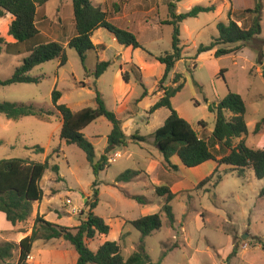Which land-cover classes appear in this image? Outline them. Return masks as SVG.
Returning a JSON list of instances; mask_svg holds the SVG:
<instances>
[{"label": "rangeland", "instance_id": "obj_1", "mask_svg": "<svg viewBox=\"0 0 264 264\" xmlns=\"http://www.w3.org/2000/svg\"><path fill=\"white\" fill-rule=\"evenodd\" d=\"M120 1L123 3V0ZM172 1L175 0H160L159 13L154 12L150 16L159 15L161 19L164 18ZM262 3V33L236 55L217 58L208 53L194 59L197 47L201 43H210L214 36L218 35L217 23L229 22V11L232 12V19L237 20L240 25L248 26L252 14L247 8L248 5L254 8L255 0H212L211 4L217 9V14L213 11L205 12L198 17L186 19L181 26L183 59L176 63L174 71L169 74L164 84L175 86V74L183 75L180 82L185 80V85L182 91L172 98L173 107L207 140L211 137L217 117L216 112L210 110V105L219 102L229 91L239 93L244 98L247 104L246 118L251 130L264 118V66L258 63L260 52L255 48L262 39L264 40V0ZM178 5L181 13L192 8L190 0L178 2ZM61 9L65 17L74 18L72 0H53L48 5L50 15L60 14ZM111 11L116 12L114 7ZM4 22V18L0 19V28ZM135 29L145 49H139L135 54L125 53V57L132 58L127 62L139 67L141 63L145 65V69L141 67L140 71L142 79L146 89L153 92L159 88V77L164 75L165 66L150 53L159 56L171 51L174 29L167 24L160 27L139 23ZM95 38L108 46L106 52H103L105 47L100 46V58H97L94 51H88L84 66L78 52L74 48L66 47L68 62L65 66L60 67L59 60H52L31 71L32 76L41 77L39 83L0 86V102L27 103L37 97L40 103L50 108L52 92L57 88L63 94L61 103L79 111L85 107L97 106L98 90L102 92L107 106L115 111L112 95L114 72L119 67V60L115 56L119 46L113 41V34L105 28H101L99 37ZM5 51L0 54L1 80L9 78L28 56L26 52L15 55ZM262 51L264 53V44ZM98 59L111 62L101 83H98L93 75ZM222 69L226 70L225 78L220 75ZM125 71L130 72L135 88L134 97L142 101H137L130 107L135 112L131 133L136 134L138 139H133L131 135L126 146L111 152L110 159L115 158L118 151L121 155L115 161H109L108 167L97 175L84 151L61 139L62 124L61 119L57 117L50 120L31 118L22 123L13 121L11 128H3L0 137L8 139L14 146L0 145V160L24 158L44 162L51 156L50 166L58 164L60 172L58 174L52 168L46 171L41 181V187L46 194L37 211L39 212L40 207L43 209L50 204L49 213L52 214L48 215L47 220L61 225H78L81 218H86L89 208L85 206V201L93 200L94 190L98 188L99 205L95 212L107 220L111 231L107 235H98L94 240H88L89 247L94 251L105 241H118L124 257H129L138 250L142 234L127 221L160 213L163 226L145 238L146 250L153 262L162 260L160 264H264V196H260L264 180L258 179L248 168L244 171H234L223 165L219 171L223 179L217 187L214 183L217 182L219 174L199 189L200 180L209 175L216 164L211 161L208 165H203L202 169L183 166L178 170L164 161V156L155 145L152 135L164 125L170 110L161 108L150 113L153 96L142 97L145 89L137 78L140 72L134 65H128ZM119 91L123 94L121 88ZM227 113L230 117L229 111ZM119 117L125 118L124 114H119ZM6 120L0 113V121ZM200 121H204L206 125H201ZM111 130V122L101 117L83 131L95 146L97 160L104 152ZM126 130L130 131V127H126ZM258 134L253 131L247 138L253 141ZM140 137L146 139L142 141ZM238 142L236 139L235 144ZM33 143H37L45 151L28 149ZM217 148L220 150L219 157L229 152L219 145ZM161 159L164 161V168L160 165L156 168L154 162ZM128 170L139 171V176L131 181H118L119 176ZM95 181L97 186L93 184ZM163 185L176 190L182 189L171 201L176 218L174 225L162 211L166 195L159 196L156 192V187ZM51 191L52 195H56L50 196ZM132 195L144 196L146 202L141 203L132 198ZM55 207L64 214H68L66 210L72 212L73 208H77V214L70 213V216L68 214L60 220L54 213ZM75 211L76 209L73 212ZM122 235H125L123 239ZM235 245L238 246V253L229 257ZM164 253L166 256L162 259Z\"/></svg>", "mask_w": 264, "mask_h": 264}, {"label": "trees", "instance_id": "obj_2", "mask_svg": "<svg viewBox=\"0 0 264 264\" xmlns=\"http://www.w3.org/2000/svg\"><path fill=\"white\" fill-rule=\"evenodd\" d=\"M49 1L51 0H0V19L6 17L7 14L13 16V20L9 24L8 35L15 39V42H9L0 35V54L5 50L7 53L15 55L29 53L9 78L0 79V86L39 83L41 77L30 74L35 67L52 60H59L60 67L67 64L68 55L62 42L51 41L36 46H26L27 42L39 33L36 21L38 7ZM175 1L169 3V18L162 22V24L173 26L172 50L155 56L160 63L165 65V73L159 80V88L163 91V95L150 108V113L161 108H168L170 114L164 125L152 135L154 143L163 154L166 163L170 165H173L171 162L173 156H178L182 164L189 168H196L211 160L217 162L216 169L199 182V189L210 183L213 177L219 174L220 166L223 165L234 171H244L248 168L254 171L258 179L264 180V148L249 147L245 140V136L249 134V127L246 120L247 104L242 95L229 91L219 102L210 105V110L216 112L217 117L209 140L201 137L192 124L173 107L172 98L182 91L185 80L180 82L183 75L176 73L174 76L175 86H166L164 83L176 63L183 59L184 45L181 39V24L188 18L198 17L201 13L216 10L214 5H196L187 12L177 13V2ZM72 5L76 35L68 41L67 47L74 48L78 52L84 66L87 52L96 48L92 37L94 32L100 28L110 31L121 45L132 46L134 49H145L134 32L120 28L111 22L108 11L101 5L93 3L92 0H72ZM115 6L120 10V4ZM247 11L252 14L248 26L240 25L237 20L232 19V12L229 11V22L217 24L218 35L208 44L201 43L197 47L194 59L196 60L202 53L214 49L217 58L237 54L246 47L247 43L257 39L262 33V0H255L254 8L248 5ZM263 44L264 40L262 39L260 44L255 47L260 52L258 63L261 65L264 63ZM150 54L154 56L152 53ZM110 65V61L99 60L93 75L98 79ZM134 66L139 72L141 71L139 66ZM225 72V69L220 72L224 78ZM130 77V72H123L126 82L130 81ZM137 78L145 89L142 95L145 97L148 92L141 72ZM62 95V92L57 88L52 92V104L63 122L61 139L69 145H76L82 149L88 161L94 166L97 175L99 171L108 167L110 153L128 143L129 137L123 129V121L115 111L107 106L98 90L97 106L85 107L79 111H74L67 104L61 103ZM228 111L231 113L230 117L227 116ZM0 113L14 120L27 116L51 117L53 115V111L43 105L9 101L0 102ZM101 117H105L111 122L112 130L107 137V146L100 159L97 160L95 146L83 131ZM199 123L203 126L206 125L204 121ZM263 129L264 118L256 124L254 133H260ZM131 137L138 139L136 134ZM140 139L144 141L146 137H140ZM236 139H240L237 144H235ZM218 145L228 149L229 152L219 157ZM33 149L38 152L44 151V148L39 146ZM50 158L51 156L44 162H35L24 158L0 160V211L6 214L7 219L14 226H20L21 232L27 234L31 230V233L22 238L19 243L12 241L0 243V264H30L29 258L36 241L60 238H63L77 251L78 261L76 264H160L162 260L160 262L152 261L145 246V238L163 226L160 213L148 214L127 221L142 234L138 250L127 258L122 254L118 241H106L96 251L89 247L87 239H94L97 234L107 235L111 231V225L106 219L94 211L99 205L98 188L94 190L93 200L85 204L89 208L86 219H81L80 224L76 227L56 224L40 214H37L33 219L35 204L42 202L44 198L41 181L46 171L52 168L54 172L58 174L60 172L58 164L50 166ZM173 167L177 168L176 165ZM138 175L139 171L128 170L119 176L118 181H131ZM221 175L220 173L217 182L214 183L215 187L222 181L223 176ZM93 184L97 186V181ZM156 192L159 196L166 195V203L163 205L162 211L174 225L176 218L171 201L177 194L167 185L157 186ZM260 196H264V185L261 188ZM131 197L141 203L146 202L144 196L134 195ZM124 237L125 235H122L121 239ZM237 253L238 246L235 245L229 257L237 255ZM165 256L166 253L163 254L162 259Z\"/></svg>", "mask_w": 264, "mask_h": 264}, {"label": "crops", "instance_id": "obj_3", "mask_svg": "<svg viewBox=\"0 0 264 264\" xmlns=\"http://www.w3.org/2000/svg\"><path fill=\"white\" fill-rule=\"evenodd\" d=\"M51 1H53V0H51ZM51 1H49L48 3L38 7L36 21H37L38 26H39V33L33 39H31L29 44H27L26 46H28V47L29 46H36V45H39L41 43H47V42H51V41H59V42H62L66 48L68 45V41L76 35V27H75L74 18L67 17V16L65 17L63 14L64 8L61 9L60 14L50 15L49 10H48V5H50ZM92 1H93V3H95L97 5H101L105 10L108 11L109 20L113 24H115L116 26H118L120 28L128 29V30L134 32L137 35V37H138V33L135 29L137 26V23L142 24V25L147 24L150 26L155 24V25H158L161 27L163 25H166V24H162L161 22L169 18V12L162 19L159 17V15L150 16L154 12L159 13V9H160L159 1L160 0H124L123 3H121L120 0H92ZM211 1L212 0H190V5L192 8L194 5L196 6V4L197 5H203V6H210V5H212ZM205 2H208V3H205ZM199 3H201V4H199ZM118 4H120V6H121L120 10H118L119 7L115 6ZM176 4H177V13H181L179 11L178 2ZM165 5H167V4H165ZM112 7H114L116 12L111 11ZM167 7H168V5H167ZM216 10L213 12L216 13ZM4 20H5V22H4L3 26L0 28V35L4 36L9 42H15V39L12 36L8 35L9 24L13 20V16L11 14H7V16L4 17ZM183 23L181 24V26L183 25ZM100 31H101V28L94 32L92 40H93V43L95 44L96 48L93 50H90V51H94L95 53H97V58L101 57L100 56V53H102V51L100 50L101 47H105V48H103V52L104 51L106 52L108 49V46L106 45V43H103L101 40H97L95 38L96 36L99 37ZM58 35H59V37H54V36H58ZM113 41L118 43V41L114 35H113ZM118 46H119V49L116 52L115 56L119 60V67L114 72L115 83L113 84L114 94L112 95V98L114 100V108H115L114 110L117 113L118 117H119V114H124V116H125L124 119H121L120 117L119 118L123 121V129H124L125 133L127 134L128 137H130L132 135L131 130H132L133 124L135 123V112H133L130 107H131V104H133L137 101H138V103H141L142 101H141V99L134 97L135 96V90H134L135 88H133L134 86L132 85L131 77H130L129 82H126L123 78V72H125V67H127L128 65H136L134 63L132 64V62H127V60H130V59L132 60V58H126L125 53H127L129 55L135 54L136 51L141 49V48L134 49L132 46H124V45H121L120 43H118ZM215 51L216 50L214 49V50L202 53L201 55H199L198 58H200L201 56H204L208 53L215 55ZM122 52H124V54ZM26 53H28V52H26ZM239 53H237V54H239ZM155 56H158V55H154V57ZM86 59H87V57H86ZM98 60L103 61V59H98ZM261 66H264V63ZM141 67H143V69H145V65L142 63H141ZM109 68H108V70H109ZM174 69H173V71H174ZM108 70L102 76H100L97 79L98 83H101L103 81ZM162 77H163V75L159 78L161 79ZM159 78H158V80H159ZM87 80L88 79H86V82L88 83ZM158 80H157V83H158ZM18 84H21V83H18ZM13 85H15V84H13ZM120 88L122 89L123 94H121V91H119ZM158 89L156 88L155 91H153V92H151L147 89L148 93L145 96V98H147L151 95L153 96L152 100L154 102H153L152 106L163 95V91H161L160 89L158 90ZM124 91H126V92H124ZM100 93L102 94L101 91H100ZM145 98H143V99H145ZM31 100L32 101H29L27 103H34L37 105H43L42 103H40V101L37 99V97H33ZM60 102H61V100H60ZM20 103H23V102H20ZM50 108H48V109L53 111V115L51 117H46V118H43L40 116H27V117H23V118L18 119V120H14V119H9L4 115L7 118V120H6V122L0 121V132L3 128L4 129L11 128V126L14 125L13 121H16L18 123H20V122L22 123L24 121H28V119H31V118L50 120V118L57 117V118L61 119V124H63L62 118L59 116L58 112L55 110L53 104ZM230 116H231V113H230ZM246 120H247V118H246ZM247 124L249 127V134H251L254 130L250 129V123L249 122H247ZM128 126L130 127V131L126 130V127H128ZM240 139H238V141H240ZM245 140H246V143L249 147H252L255 149L264 148V129L258 134V137L255 140L250 141L247 138V136H245ZM0 141H1L0 145H9L11 147L14 146V145H12V142H10L6 138L0 137ZM36 146H39V145H37V143H33L30 146H28V149H30L32 151V150H34L33 148ZM39 147H41V146H39ZM104 150H105V148H104ZM44 151H45V149H44ZM118 153H119V155H121L120 151H118ZM176 157H178V156H173L171 158V162L173 165L177 166L178 170H181L183 168V166H185V165H183L182 162L179 161L180 159L177 160ZM30 161H32V160H30ZM164 161H165V159H164ZM164 161H162V159L155 161L156 163L154 162V165L156 166V168H158L159 165L163 167ZM211 161H207V162L201 164L200 166H198L199 169H202L203 165H208V163ZM214 163L216 165H215L213 171L218 166L217 162L214 161ZM154 165H152V166H154ZM224 166H226V165H224ZM198 167H196V168H198ZM156 168H155V170H156ZM220 169H221V166H220ZM204 178H202V179H204ZM170 188L177 195L179 194V192L182 191V189L176 190L173 187H170ZM45 194L46 193L44 192V196H45ZM57 194H59V193H57ZM49 195L55 196L56 194L52 195V191H51ZM177 195H176V197H177ZM132 196H134V195H132ZM43 200H44V198H43ZM42 202L35 204L33 219L37 216V214L44 216L45 219H47L49 214H52V212L49 213V205L50 204L46 208H43V209H42V207H40L39 212L37 211L38 206H40V204H42ZM74 209H76L75 212H73ZM54 213L57 215V217L60 220H62L63 217H65L66 215L69 214L68 216H70V213L71 214L73 213V215H76L77 214V208H73L72 212L70 210H66V213H68V214H64L61 212V210L56 209V207H55ZM81 219H86V218H81ZM81 219H80V221H81ZM56 224H59V223H56ZM79 224H80V222H79ZM124 224H125V222H124ZM78 225H72L69 227H76ZM30 233H31V230L27 234L21 232L20 226H14L7 219L6 214L4 212L0 211V243L6 242V241H12L15 243H19L22 240V238H24L26 235H28ZM98 235H104V234H97V236ZM94 239H87L88 245L90 243L88 240H94ZM77 261H78L77 251L74 249V247H72L63 238L52 239L49 241H47V240L36 241L34 243V246H33L32 254L29 258L30 264H56V262H58V264H76Z\"/></svg>", "mask_w": 264, "mask_h": 264}, {"label": "built area", "instance_id": "obj_4", "mask_svg": "<svg viewBox=\"0 0 264 264\" xmlns=\"http://www.w3.org/2000/svg\"><path fill=\"white\" fill-rule=\"evenodd\" d=\"M115 158H113V159H109V161H115L116 160V158H118L120 155H119V153L117 152L116 154H115Z\"/></svg>", "mask_w": 264, "mask_h": 264}, {"label": "water", "instance_id": "obj_5", "mask_svg": "<svg viewBox=\"0 0 264 264\" xmlns=\"http://www.w3.org/2000/svg\"><path fill=\"white\" fill-rule=\"evenodd\" d=\"M87 200L85 201V204H86Z\"/></svg>", "mask_w": 264, "mask_h": 264}]
</instances>
